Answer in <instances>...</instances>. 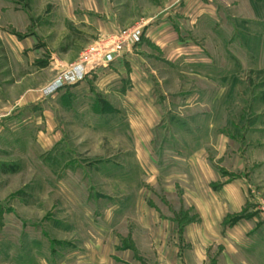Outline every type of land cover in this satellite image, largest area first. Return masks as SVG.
<instances>
[{
  "label": "rangeland",
  "instance_id": "374dc122",
  "mask_svg": "<svg viewBox=\"0 0 264 264\" xmlns=\"http://www.w3.org/2000/svg\"><path fill=\"white\" fill-rule=\"evenodd\" d=\"M105 15L139 43L43 95ZM157 220L176 264H264V0H0V264H99Z\"/></svg>",
  "mask_w": 264,
  "mask_h": 264
},
{
  "label": "crops",
  "instance_id": "0c3cea01",
  "mask_svg": "<svg viewBox=\"0 0 264 264\" xmlns=\"http://www.w3.org/2000/svg\"><path fill=\"white\" fill-rule=\"evenodd\" d=\"M101 1H105V0H101ZM89 11L90 10L87 8V15H89L88 14ZM93 12L97 13V11L96 10L94 11V9H93ZM94 18L96 19L97 27L93 29V32H95V34H96L95 36L98 38V40H100L101 38H104L108 35H113V34H116V33L121 31V29H119L120 28L119 22L115 21L111 15H105V16H101V17L96 16ZM99 18H100V20H99ZM112 64H117V61H115L114 63L112 62L111 65ZM149 215L152 216V214H149ZM157 221L161 223V227L158 229V232H156L155 237L148 238L147 233L149 232V228H148L149 225L148 224L143 225L140 222L142 228H146L143 231L144 232L143 234H146L145 238H143V236H141L142 234H138V232H136V234H134L133 237H130V241H132V244H133L132 249L126 248L125 250L120 251V252H124V253H121L123 255L124 254L128 255V253H125L126 251L131 252L132 253L131 257L133 259L132 261H131V259L130 260L124 259V257L120 256L121 254L120 255L117 254V252H113V253L108 252V254L105 253L104 255H102V261L99 262V264H101V263H105V264H148L146 261H144V259L141 258L142 254L144 253L143 252L144 246L147 249V251L148 250H150V251L155 250L156 251V257L155 258L152 257V260L150 258V261H153V264H176V263H179V260H174L173 257H171L172 259L167 258L168 254H170V255L173 254L172 251L175 250V246L173 247V244H172L171 248L168 249V251H167L166 249H164V245L166 244L168 239L171 238L173 235H171V234H170V236H169V234L167 235V231H166V233H164L163 232L164 226L162 225V222L159 220H157ZM189 228L185 229V233H186L185 241L187 243L188 242L192 243V245L200 244L201 238L204 237L205 233H206L205 232V230H206L205 225L201 226V228H200V226H194V228H192V230H191V228L190 229ZM193 231L195 233H193ZM191 234H196V237L194 238ZM152 236H153V234H152ZM176 249H177V247H176ZM114 250H116V249L114 248ZM198 251H200L199 247H198V250L196 251V253ZM164 252H166V253L164 254ZM98 257L99 256L93 257V260L96 261L97 259H99ZM196 261H197V264H199V262L201 261L200 254H199V256L197 255V257L193 259V263L196 264ZM149 264H151V262H149Z\"/></svg>",
  "mask_w": 264,
  "mask_h": 264
},
{
  "label": "built area",
  "instance_id": "2783aa9c",
  "mask_svg": "<svg viewBox=\"0 0 264 264\" xmlns=\"http://www.w3.org/2000/svg\"><path fill=\"white\" fill-rule=\"evenodd\" d=\"M142 35V26L121 31L103 42L94 43L88 47L80 56L79 60L72 65L63 68L54 80L43 88L45 96L51 95L57 90L78 84L83 81L88 72L96 67H107L114 61L117 53L125 45L139 43Z\"/></svg>",
  "mask_w": 264,
  "mask_h": 264
}]
</instances>
